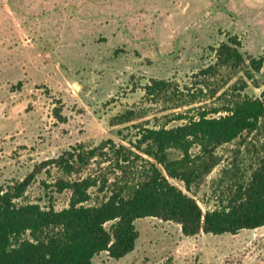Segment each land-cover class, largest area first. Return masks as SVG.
<instances>
[{
  "label": "rangeland",
  "instance_id": "1",
  "mask_svg": "<svg viewBox=\"0 0 264 264\" xmlns=\"http://www.w3.org/2000/svg\"><path fill=\"white\" fill-rule=\"evenodd\" d=\"M0 20V188L27 180L18 204L64 209L70 191L56 183L87 177L102 189L89 190L90 205L119 188L126 195L154 163L136 150L144 129L175 128L199 111L218 117L234 98L264 90V74L248 66L264 56V0H7ZM229 38L240 44L237 66L217 64L215 50ZM154 80L169 87L147 95ZM126 113L131 120L118 124ZM107 140L124 147L129 161L113 148L73 174L49 164ZM189 153L199 168L215 165L188 191L169 181L202 212L218 209L264 160V127ZM134 224L132 252L117 260L101 253L92 264H264V226L184 236L158 218Z\"/></svg>",
  "mask_w": 264,
  "mask_h": 264
},
{
  "label": "trees",
  "instance_id": "2",
  "mask_svg": "<svg viewBox=\"0 0 264 264\" xmlns=\"http://www.w3.org/2000/svg\"><path fill=\"white\" fill-rule=\"evenodd\" d=\"M239 48L234 38L222 42L215 50L217 64L242 63ZM248 66L253 72L264 74V56L250 58ZM167 87L168 82L154 80L144 90L147 95H155ZM219 112L215 109L210 113ZM221 112L218 117H210L209 113L199 111L171 129H144L136 150L154 163L149 162L143 179L126 195L119 188L102 202L90 205L89 190H99L96 180L87 177L59 181L58 191L69 190L70 198L66 208L56 211L15 202L21 198L27 180L13 188H0V264H92L93 258L101 253L117 260L134 250L138 238L134 223L147 217L178 224L184 236L200 232L233 235L264 226V160L257 164L245 184L236 187L228 202L212 211L202 212L192 197L169 181L181 182L188 191L213 168L215 163L196 166L189 153L193 146L214 148L264 127V90L258 98L247 95L234 98ZM132 116L126 113L119 117L118 124L129 122ZM179 119L185 120L182 116ZM113 144L107 140L84 154L73 149L72 153L67 151L49 160V164L73 174L97 153L102 156L103 150L113 148L117 157L128 162L130 157L122 154L124 147L115 149ZM170 149L180 153V157L170 159ZM117 166L122 171L123 167ZM107 223H111L109 228L105 227Z\"/></svg>",
  "mask_w": 264,
  "mask_h": 264
},
{
  "label": "crops",
  "instance_id": "3",
  "mask_svg": "<svg viewBox=\"0 0 264 264\" xmlns=\"http://www.w3.org/2000/svg\"><path fill=\"white\" fill-rule=\"evenodd\" d=\"M7 3V0H2L1 3H0V11L2 10V7L5 6V4ZM1 21V20H0ZM8 26H9V23H7ZM11 31V30H10ZM7 54V53H5ZM27 54V53H26ZM28 54H31V53H28ZM33 55V54H32ZM33 58V57H32Z\"/></svg>",
  "mask_w": 264,
  "mask_h": 264
}]
</instances>
